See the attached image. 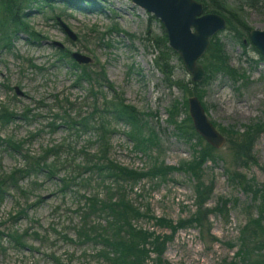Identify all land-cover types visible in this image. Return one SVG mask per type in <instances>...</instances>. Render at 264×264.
I'll return each mask as SVG.
<instances>
[{"label": "rangeland", "instance_id": "374dc122", "mask_svg": "<svg viewBox=\"0 0 264 264\" xmlns=\"http://www.w3.org/2000/svg\"><path fill=\"white\" fill-rule=\"evenodd\" d=\"M80 1L87 8L99 4L87 9L64 0L32 3L23 11L27 31L18 32L7 47L0 49V117L5 120H0V177L23 168L26 157H36L48 148L59 151L45 158L47 169L55 172L51 178L38 167L18 180L24 193L8 189L2 197L0 264H52L51 253L70 258L73 264H106L93 256L97 246H80L64 238L76 239L75 211L82 195L93 190L102 193V185L93 181L82 186L77 180L72 187L60 190V179L67 175L64 167L82 165V149L97 152L95 128L103 120L110 129L108 156L131 169L145 172L162 162L179 166L201 147L189 137L190 132L167 122L175 102L180 107L175 119L180 122L189 116L188 105L184 108L182 103L191 95L177 85L169 86L154 66L157 48L152 39L160 38L163 30L159 19L132 0ZM223 1L249 30H264V0L253 5L244 0ZM215 35L223 43L230 64L244 76L235 82L218 75L202 84L206 116L226 138L212 154L214 159L202 164L204 182L212 186L204 205L209 209L210 227L192 225L175 231L164 250L167 264H219L236 251L234 245H238L243 225L260 216V199L237 184L232 173L237 171L250 184L264 188V61L246 31L241 34L245 46L226 26ZM66 51L79 52L90 61L77 63L71 56H62ZM73 62L85 66L91 75L78 80L81 72ZM171 64L174 79L187 82L190 88V75L179 56L173 55ZM103 100L123 101L138 110L144 125L137 138H146L152 129L156 132L155 143L145 153L128 138L130 124L94 111L93 105L102 109ZM68 120L74 124H66ZM85 121L93 128L79 131ZM255 124L263 126L251 147L255 161L240 166L228 144L232 136L222 128L243 133ZM103 183L113 185L110 179ZM194 185L188 173L173 171L165 177H143L134 184L129 197L144 211L177 222L190 218L196 210ZM219 206L225 209L219 212ZM154 221L139 219L135 223L157 233H171L155 226ZM22 232H27L20 238L24 245L18 242Z\"/></svg>", "mask_w": 264, "mask_h": 264}, {"label": "trees", "instance_id": "16d2710c", "mask_svg": "<svg viewBox=\"0 0 264 264\" xmlns=\"http://www.w3.org/2000/svg\"><path fill=\"white\" fill-rule=\"evenodd\" d=\"M39 1L0 0V49L7 47L11 39L18 32L27 31L28 27L24 22L26 17L25 12H23L24 8L30 7L32 3H38ZM64 1L68 4L79 6L82 3L80 0ZM197 1L202 3L204 11L216 12L223 15L226 19V29L231 32L233 37L239 40L242 46H245V40L241 37V34L243 31H246L248 35L249 29L237 13L231 11L223 0ZM244 1L252 5L258 2V0ZM42 2H45V0H42ZM91 6L96 8L97 4L89 5L88 8ZM162 29L161 37L152 39L154 46L156 45L157 48L154 66L163 73L164 79L169 86L177 85L181 90L190 95H196L202 101L204 95L202 84L208 83V81L218 75L235 82L244 76L243 72H240L230 64L223 43L217 35H214L210 40L208 49L199 60L205 72L203 80L198 83L189 81L192 84L190 88L187 82L175 80L173 77L174 65L171 64V60L173 55L177 57L179 55L167 45L166 33L163 27ZM255 50L258 52L261 60L264 61V56L257 49ZM63 55L70 56L67 51L66 54L62 53ZM73 67H76L81 72L78 75V80L88 78L91 75L85 66H78L73 62ZM114 98H117V94ZM102 102V109H98L96 105H93L94 111H101L103 116L109 115L130 124L127 136L134 142L136 149L145 153L150 145L155 143L156 132L153 129L149 130L150 134L146 138L140 139L136 137L137 134L141 133L144 124H141L139 121L140 117L135 107L123 101L115 103L113 100H103ZM182 105L186 108L187 102L184 100ZM179 110L178 102L173 103L171 109L168 111L167 122L178 129L190 132L189 137L195 138L201 145L200 149L195 151L191 160L185 161L179 166L162 162L154 164L149 170L144 172L121 165L108 156V134L110 129L108 125H104L105 120L102 121V125L95 128V135L99 143L97 152L90 153L86 149H82L83 164L76 165L74 168L64 167L67 175H64L60 179L62 182V189L60 190L65 191L69 187H72L77 180L82 186H89L93 181H96L97 185H102V193L93 190L88 192L87 195H82V203L78 204L75 211L78 217V223L74 227L76 239L73 240L68 236H64L65 240L74 242L80 246L84 244L97 246L93 256L98 257L106 264H167V261L163 257L164 250L166 243L175 231L179 228L192 225L209 230V209L204 205L212 191V186L204 182L202 164L208 159L213 160L212 154L217 149L206 143L195 131L189 116H186L180 122L175 119ZM93 116L92 114L90 115V117ZM0 120L5 121L2 117H0ZM66 124H74V122L68 120ZM82 124V128L79 131L93 128L89 127L87 121ZM53 127H56V125H53ZM262 129L263 126L260 124L249 127L243 133H233L225 131L222 128L223 132L228 136H232V139H228V144L231 145V149L233 150V160L237 164H240V166H244L248 161H255L251 155V147L254 138ZM58 152L55 148H48L43 154L36 157H26V165L23 168L16 169L7 175H2L0 177V201L8 193V189L21 190L18 180L27 177L30 173H34L38 167L41 171L48 173L51 178L55 172L50 168L47 169L45 158L49 155H57ZM173 171L188 173L195 181L196 210L190 218L179 219L177 222H173L166 217L154 216L150 211H144L132 202L129 194L137 181L149 176L165 177ZM83 174H86L85 178ZM232 175V179L246 192H251L253 198L258 197L260 199L258 206L260 216L255 219H249L243 225L238 237V245H234L237 247L236 251L231 257L223 258L219 264H264V188L250 184L246 181L245 176L237 171L233 172ZM105 179L112 180L113 185L111 186L109 183L104 184ZM22 192L24 193V191ZM224 209L222 206L216 207V210L219 212ZM139 219H154L155 226L169 229L171 233H157L154 230L138 226L135 222ZM26 233L22 232L18 234L19 244L24 245V240H20V238H23ZM13 239L16 240L14 237ZM49 256L52 264H73L70 258L62 259L53 253Z\"/></svg>", "mask_w": 264, "mask_h": 264}, {"label": "water", "instance_id": "95a60500", "mask_svg": "<svg viewBox=\"0 0 264 264\" xmlns=\"http://www.w3.org/2000/svg\"><path fill=\"white\" fill-rule=\"evenodd\" d=\"M161 22L168 46L180 57L193 82H201L205 72L199 63L210 45L211 38L226 26V19L215 12H206L197 0H132ZM67 30V28H66ZM74 38V35L71 34ZM249 41L264 56V30L250 29ZM59 46H62L59 44ZM77 63H88L89 57L70 52ZM18 92V88L15 87ZM188 112L195 131L215 149L226 141L206 116L204 107L196 95L187 100Z\"/></svg>", "mask_w": 264, "mask_h": 264}, {"label": "bare ground", "instance_id": "6f19581e", "mask_svg": "<svg viewBox=\"0 0 264 264\" xmlns=\"http://www.w3.org/2000/svg\"><path fill=\"white\" fill-rule=\"evenodd\" d=\"M96 4H99V3L96 2ZM81 6L87 8V7H86L85 5H83V4H82ZM75 8H76V7H75ZM141 8H142V7H141ZM87 9H89V8H87ZM143 9H144V8H143ZM80 10H84V9H83V8H80ZM145 10H146V9H145ZM146 11H147V10H146ZM149 13H150V12H149ZM150 14H151V13H150Z\"/></svg>", "mask_w": 264, "mask_h": 264}]
</instances>
